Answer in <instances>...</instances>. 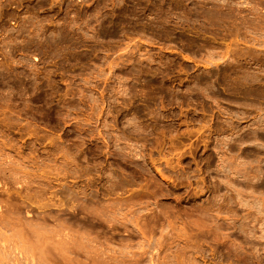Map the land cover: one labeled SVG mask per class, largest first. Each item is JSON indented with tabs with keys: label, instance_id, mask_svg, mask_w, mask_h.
I'll list each match as a JSON object with an SVG mask.
<instances>
[{
	"label": "rangeland",
	"instance_id": "374dc122",
	"mask_svg": "<svg viewBox=\"0 0 264 264\" xmlns=\"http://www.w3.org/2000/svg\"><path fill=\"white\" fill-rule=\"evenodd\" d=\"M0 222V264H264V0H0Z\"/></svg>",
	"mask_w": 264,
	"mask_h": 264
},
{
	"label": "bare ground",
	"instance_id": "6f19581e",
	"mask_svg": "<svg viewBox=\"0 0 264 264\" xmlns=\"http://www.w3.org/2000/svg\"><path fill=\"white\" fill-rule=\"evenodd\" d=\"M7 166H8V165H7ZM1 167H2V166H1ZM9 167L12 168V166H9ZM9 167H8V168H9ZM6 170H7V169H6ZM10 170H11V169H10ZM2 171H3V170H2ZM2 171H1V172H2ZM4 172H5V171H4ZM9 173H11V172H9ZM3 175H4V173H3ZM7 176H8V174H7ZM9 176H12V175L9 174ZM13 177H14V176H13ZM10 178H11V177H10ZM1 183H2V182H1ZM7 187H8V186H7ZM10 188H11V187H10ZM4 190L7 191L6 187H5ZM18 208H19V207H18ZM6 216H7V215H6ZM9 216H10V215H9ZM11 216H12V215H11ZM3 217H4V216H3ZM7 217H8V216H7ZM8 218L10 219L11 217H8ZM2 219H3V218H2ZM6 219H7V218H6ZM5 222H7V221L5 220ZM8 222H9V221H8ZM0 223H1V222H0ZM20 223H21V222H20ZM1 224H3V222H2ZM1 224H0V225H1ZM18 224H19V223H18ZM2 226H3V225H2ZM6 226H7V225H6ZM4 227H5V223H4Z\"/></svg>",
	"mask_w": 264,
	"mask_h": 264
}]
</instances>
